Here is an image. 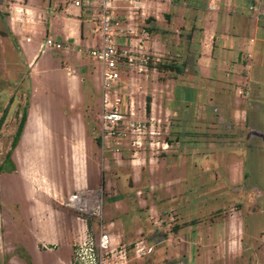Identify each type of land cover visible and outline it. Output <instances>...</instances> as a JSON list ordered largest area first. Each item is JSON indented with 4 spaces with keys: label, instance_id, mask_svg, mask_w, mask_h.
Here are the masks:
<instances>
[{
    "label": "rangeland",
    "instance_id": "374dc122",
    "mask_svg": "<svg viewBox=\"0 0 264 264\" xmlns=\"http://www.w3.org/2000/svg\"><path fill=\"white\" fill-rule=\"evenodd\" d=\"M172 1L166 9L179 13L178 18L176 13L172 20L165 16L162 30H154L165 46L159 59L144 58L151 54L143 52L132 61L120 60V86L106 98L109 107L117 106L127 118L119 125L122 133L104 136L102 145L97 137L106 130L101 120L104 66L91 56L92 49L80 60L65 58L63 44L53 38L58 45L46 43V53L39 60L30 58V65L19 57L20 50L18 58H0V119L5 116L0 125V260L16 254L31 263L33 234L42 229L55 234L60 222L65 232L76 235L74 264H79L75 260L85 242L97 244L100 222L112 237L103 264H215L218 258L223 261L218 264H240L239 254L246 250L240 241L242 220L253 239L264 240L262 202H251L258 199L252 187H264V138L254 131H264V0ZM215 2L217 11L209 7ZM137 5L118 2L112 13L117 15L118 7L134 11ZM190 5L204 7L206 18L222 14L235 21L227 33L218 25L205 64L198 57L207 37L200 13L190 14ZM184 13H189L187 19ZM153 23L135 22L128 30L148 31ZM226 40L231 48L224 51ZM196 42L198 62L191 65L184 56ZM236 45L239 50L232 53L229 49ZM159 60L177 62L182 71L149 65ZM73 75L86 78L80 82V94L72 93L79 85ZM19 78L21 87L15 84ZM25 89L28 120L9 155ZM18 91L23 93L19 106L10 110L11 94ZM148 97L151 111L146 108ZM78 171L84 181L89 178V185H78ZM93 191L101 194L103 221L91 211L67 205L70 195ZM207 248L204 256L202 249ZM260 252L263 264L264 246ZM82 261L88 264L90 259L85 255Z\"/></svg>",
    "mask_w": 264,
    "mask_h": 264
},
{
    "label": "crops",
    "instance_id": "0c3cea01",
    "mask_svg": "<svg viewBox=\"0 0 264 264\" xmlns=\"http://www.w3.org/2000/svg\"><path fill=\"white\" fill-rule=\"evenodd\" d=\"M0 1L3 3V5L0 4V46L2 47L0 58H18V51L20 50L19 57L21 55L30 65L33 61V59L30 58H38L39 60V58L46 53V48H42L47 42L46 38L47 40L49 38H54L55 40H60L63 44L62 48L60 46V49H62V54H64L65 58L74 57L80 60L87 56V53H89L92 48L99 46L102 42L99 0H80V5L76 4L77 0H50L48 7H46L47 0ZM173 4L172 0H139L137 8L134 11L119 8L118 5L116 16L119 23L116 26L117 34L115 38L120 41L118 43L121 47L123 46L124 50L132 49L136 53L140 52L141 54L143 52H148L151 56L159 59L158 57L163 54L161 51L165 50V46L157 39V33L154 36L155 32H149V29L148 31L146 30L147 28H143L140 33L139 31L135 32L134 30L130 31L128 29L129 27L134 29L135 27H133V24L135 22L144 24L147 22L146 20L148 18L152 17L155 19L153 20L154 23L152 26L162 30L164 26L162 22L163 17L165 18L166 16V18L172 20V14L176 13L171 10L167 11L166 9L167 5L170 6ZM121 6L122 5H120V7ZM193 7L192 5L189 6V13L191 14L192 10H196L200 13L199 18H202L203 34L204 37H207V44L202 47L201 55L198 57V60L200 58V61L205 64L207 62V60L204 61L205 55L208 54L210 46H212L210 44L208 49V45L211 37L213 39L215 35L217 36L218 25H221L222 29L224 28V32L227 33V31H230L229 29L233 26L235 21L232 22L228 17H224V15L221 14L220 16H222L221 18L223 19L221 23L219 14L215 15V20H212L211 17L206 18V9L204 7L197 5H195V9H193ZM209 7L214 9V11L218 10L216 2L215 5L210 4ZM221 12L224 13L225 11ZM4 14H6V16ZM177 14L179 13H176V17ZM188 15L184 13V18L187 19ZM3 16L5 17L4 19ZM213 29L215 32L213 31V35H211L209 30ZM130 33H134L135 35H131ZM189 38L192 40L191 33L188 34V39ZM254 40V38H251V42H254ZM139 41L144 43L141 44ZM211 43H213V41H211ZM138 44H140L141 48H137ZM235 47L236 48L232 47V49L229 50H232L231 52L233 53L235 49H237V45ZM227 48H231V46L228 45V40L225 41L223 50ZM145 49L147 50L145 51ZM237 50H239V48ZM198 51L196 42L194 50L188 48L184 58L188 57L187 60H189V63L195 65L198 62V60H196L199 53ZM177 54L176 52V55ZM50 58L56 57L50 55ZM60 58L62 57L60 56ZM62 62H64V60H62ZM8 64L12 65L13 63L8 62ZM235 65L237 64H234V66ZM80 71L83 75L86 69L82 68ZM236 74L237 73L233 76ZM83 77L84 76L78 77L77 75H73L74 80L78 81L79 85L76 88L73 87L72 93H75V91H79V94L81 93L80 82L86 81V78ZM133 105V101H130V106ZM81 156L82 151L79 152L78 158H81ZM76 176L80 179V182L77 181L79 186H84L80 184L89 185V178L86 176V184L81 171H78ZM35 221L41 224L50 223L49 220ZM75 236V234L65 232L60 222V231H57L55 234H50L44 231V229L37 231L35 235L33 234V239L36 243L34 244L33 252L30 250L28 251V253L31 254V263L28 262L26 258L12 254L9 261H7L5 257L3 261L2 259L0 260V264H7L8 262L19 264H74L72 237ZM3 237L4 233H0V242L3 240ZM0 245H2V243H0ZM1 256L0 251V257Z\"/></svg>",
    "mask_w": 264,
    "mask_h": 264
},
{
    "label": "built area",
    "instance_id": "2783aa9c",
    "mask_svg": "<svg viewBox=\"0 0 264 264\" xmlns=\"http://www.w3.org/2000/svg\"><path fill=\"white\" fill-rule=\"evenodd\" d=\"M118 2L138 3L139 0H99L102 44L92 48L90 51L91 56L99 60L104 66L102 77L104 108L101 120L106 130L102 133V144L105 143V137H118L122 133V131L119 130V125L127 118L117 106L109 107L110 102L106 98L109 90L114 86H120L121 73L118 68L120 60H122V58H128L129 61H132L133 58H139L140 55H142L140 52L136 53L132 49L121 50L118 48L117 40L115 39L113 31L114 27L116 28L119 22L117 16H114L112 13L115 4ZM76 4L80 5V0H77ZM251 9H254V7L252 6ZM46 43L49 45H58L55 44L54 40L51 38H49ZM42 48H44V45ZM144 58H150V56H144ZM140 127H142L141 123L138 124V128ZM84 193L78 192L70 195L67 205L78 211H91L93 212V215L100 219V221H103V203L100 198L101 194L99 195V192L94 193V191L89 194ZM103 224V222H100L99 240H97V244L91 242L87 244V242H85L83 246L84 248L78 252V260L75 261H78L79 264H83L82 260L85 258V255L90 259L88 264H103L102 260L104 258V252L112 245V237L105 231ZM80 261H82V263H80Z\"/></svg>",
    "mask_w": 264,
    "mask_h": 264
},
{
    "label": "flooded vegetation",
    "instance_id": "af4514ba",
    "mask_svg": "<svg viewBox=\"0 0 264 264\" xmlns=\"http://www.w3.org/2000/svg\"><path fill=\"white\" fill-rule=\"evenodd\" d=\"M254 131H255L257 136L264 138V131L262 132L261 130L259 131V130H255V129H254ZM252 189L254 190V193L256 194V197H258V199L256 198L255 201H251V202L256 203V204L257 203L260 204L262 202L263 208H261V210H263L262 214H264V187L260 186V185H254L252 187ZM249 199L253 200L252 196H249ZM248 213H251V212L248 211ZM193 222L196 223L195 221H193ZM212 222H214V220ZM221 222H222V220L218 221L217 224H219ZM246 224H247L246 220H242V236H241L242 238L240 241L242 243V247H245L246 250L240 252V254H239V258H240L239 260L241 261L240 264H261V258H260L261 252L260 251H262V247L264 246V243H263L264 240L260 239L261 240V242H260V240L258 238L253 239L255 235L253 232L251 233L249 230H247ZM263 235H264V233H263ZM190 237H191L190 239L194 243L193 235L190 234ZM257 239H258V241H257ZM204 242L207 243V237H204ZM202 250H203V254L205 256V252L208 251V248L202 249ZM212 250H213V252H215V251L219 252L218 247L217 248L213 247ZM255 250H258V251H255ZM218 262L222 263L223 261L218 258V260L215 261V264H218ZM263 264H264V262H263Z\"/></svg>",
    "mask_w": 264,
    "mask_h": 264
},
{
    "label": "trees",
    "instance_id": "16d2710c",
    "mask_svg": "<svg viewBox=\"0 0 264 264\" xmlns=\"http://www.w3.org/2000/svg\"><path fill=\"white\" fill-rule=\"evenodd\" d=\"M149 20H155L154 18L150 17L148 18L146 21H149ZM150 29L149 31L150 32H154V30L156 29L154 26H152V28H148ZM150 58H154L153 56H150ZM149 65L153 68V67H157L160 71H174V72H179V71H182L181 70V67H180V64L179 63H175V62H160V60L157 62L156 61V65H153V61H151L149 63ZM20 83H23L21 82L20 78L15 82V84L19 87H21V84ZM25 84V82H24ZM25 88V87H24ZM23 93H27L25 94L26 95V101L23 105L20 106V113H21V116H20V119H19V123H18V127H17V130H16V133L13 137V141L11 142V150L9 151V155L11 154V152L13 151V149H15V147L17 146L21 136L23 135V132H24V129H25V125L27 123V120H28V115H29V104H30V98H29V94H28V90H24ZM22 91H18L16 93V96L15 94H11L12 96L10 97V100H9V103H8V107H10L9 109L12 110V108H15L19 106V98L22 97L23 95ZM147 111H151V98L148 97V101H147ZM9 113V112H8ZM7 113V114H8ZM5 119V116H3L1 119H0V125L2 126L3 123H4V120ZM97 143L99 145H102V138L101 136L97 137ZM7 158H8V155H7ZM0 170H2V166H0ZM178 227V226H176Z\"/></svg>",
    "mask_w": 264,
    "mask_h": 264
}]
</instances>
